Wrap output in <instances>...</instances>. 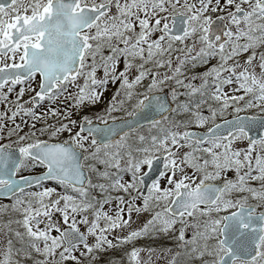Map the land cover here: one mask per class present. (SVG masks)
<instances>
[{
	"label": "snow or ice",
	"instance_id": "obj_1",
	"mask_svg": "<svg viewBox=\"0 0 264 264\" xmlns=\"http://www.w3.org/2000/svg\"><path fill=\"white\" fill-rule=\"evenodd\" d=\"M0 264H264V0H0Z\"/></svg>",
	"mask_w": 264,
	"mask_h": 264
}]
</instances>
